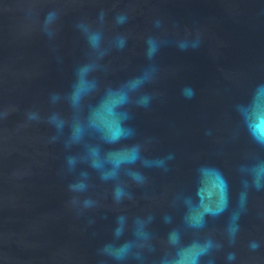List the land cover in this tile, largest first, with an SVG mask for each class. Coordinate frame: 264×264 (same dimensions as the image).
<instances>
[{
	"label": "water",
	"instance_id": "water-1",
	"mask_svg": "<svg viewBox=\"0 0 264 264\" xmlns=\"http://www.w3.org/2000/svg\"><path fill=\"white\" fill-rule=\"evenodd\" d=\"M0 264H264V0H0Z\"/></svg>",
	"mask_w": 264,
	"mask_h": 264
}]
</instances>
